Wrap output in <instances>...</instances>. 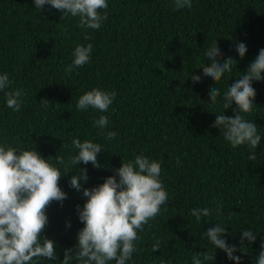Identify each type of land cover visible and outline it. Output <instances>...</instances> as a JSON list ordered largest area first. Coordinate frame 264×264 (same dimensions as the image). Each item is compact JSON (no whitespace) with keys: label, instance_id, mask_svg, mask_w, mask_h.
<instances>
[{"label":"trees","instance_id":"1","mask_svg":"<svg viewBox=\"0 0 264 264\" xmlns=\"http://www.w3.org/2000/svg\"><path fill=\"white\" fill-rule=\"evenodd\" d=\"M107 3L100 29L84 30L78 27V17L61 18L50 5L40 10L34 0H0V75L9 78L5 91L26 93L20 111H14L0 92V145L35 147L62 174L64 166L55 156L67 163L76 154L73 138L99 143L103 150L98 154L100 167L77 165L88 175L80 192L69 184L77 169L61 177L59 186L67 198L47 208L44 231L55 242L58 258L40 259L38 264H60L64 249L77 244L83 224L76 206L82 208L86 200L83 188L103 183L122 161L141 153L160 162L168 201L138 232L137 251L128 264H192L194 252H215L203 236L215 223L227 228L223 238L237 249L242 229H252L256 241H245L242 252L234 255L241 257V264H256L264 241V80L252 82L254 106L240 113L257 125L262 137L255 161L248 159L253 150L247 144L232 147L212 124L215 114L224 112L223 92L264 48V0H191V8L179 10L174 0ZM86 35L91 39L85 40ZM237 42L247 47L243 58L235 50ZM89 43L90 63L67 74L64 69L76 45ZM213 43L219 45L221 63L228 57L237 61L216 84L202 68ZM190 74L199 75L200 82L194 84ZM215 86L221 96L210 103L209 90ZM93 88L116 93L107 112L76 109L79 97ZM43 99L50 102L42 106ZM235 108L233 102L224 114L234 116ZM101 115L109 124L98 135L101 129L93 125ZM107 131L115 132V139H106ZM218 203L222 214H217ZM204 207L210 209L209 216L197 221L189 215L191 209ZM157 240L161 246L153 252ZM212 264L235 261L217 249Z\"/></svg>","mask_w":264,"mask_h":264},{"label":"clouds","instance_id":"2","mask_svg":"<svg viewBox=\"0 0 264 264\" xmlns=\"http://www.w3.org/2000/svg\"><path fill=\"white\" fill-rule=\"evenodd\" d=\"M175 9L191 8V0H174ZM36 9L42 10L50 5L63 15L70 14L79 18L78 27L81 29L99 30L103 21L107 19V0H34ZM85 40L91 39L85 36ZM93 45H76L72 52V62L64 71L71 75L75 69L91 61ZM236 52L243 58L247 47L243 42H237ZM219 45L213 43L205 52L208 63L203 65V75L216 84L225 73L232 72L237 61L232 57L220 62ZM234 83L223 92V108L225 110L236 105L234 116H227L224 112L215 114L212 127L220 129L223 137L232 147L247 144L253 151L248 157L256 160L255 150L261 143V135L257 132V125L246 120L240 113L252 111L256 90L253 81L264 80V48L250 62L246 71L241 72ZM191 75V74H190ZM192 82L201 80L199 75H191ZM9 88V78L5 73L0 75V92H5L6 105L14 111H20L26 95L23 89L5 91ZM210 103H216L221 91L216 86L209 90ZM115 92H108L93 88L81 95L77 101L78 111L89 108L100 112H107L115 99ZM47 99L41 100L42 106L48 104ZM109 121L101 115L94 122V127L101 129L98 135L104 134ZM116 133L107 131L105 138L115 139ZM72 147L76 154L69 157L66 163L63 156H55L59 165L64 166V173L43 157L36 148L16 149L9 145H0V264H38L40 259L54 261L58 258L55 242L44 235L49 219L47 208L53 202H63L67 194L59 186L62 176L70 169H77L75 175L69 178L70 187L80 192L82 182H87L86 168L77 165L91 164L100 167L98 154L102 146L91 140L73 138ZM115 175L108 176L103 183L92 188H83L86 198L83 207L77 205L79 221L83 227L77 233V244L74 248L64 249L60 264H128L132 254L137 251L135 242L140 239L138 232L144 230V225L160 215L161 207L166 205L168 194L164 188L161 175V164L150 159L143 153L134 160L121 163L114 169ZM117 177L119 178L117 180ZM221 204H217V214H222ZM189 215L196 218L210 215V209L193 208ZM70 227V224L68 225ZM227 235V228L219 223L208 228L203 236L214 246L215 252L208 250L194 252L192 264H212L216 259V250L226 253L229 260L241 264V257L234 255L238 250L242 252L245 241L249 244L257 239L252 229H242L240 248L229 245L223 238ZM161 241L152 245L153 252L160 249ZM261 251L255 258L256 264H264V241Z\"/></svg>","mask_w":264,"mask_h":264}]
</instances>
